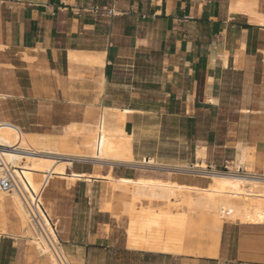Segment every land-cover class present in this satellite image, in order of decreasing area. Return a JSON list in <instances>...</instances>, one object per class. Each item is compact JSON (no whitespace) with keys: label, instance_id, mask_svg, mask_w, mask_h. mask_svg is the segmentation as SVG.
Listing matches in <instances>:
<instances>
[{"label":"crops","instance_id":"crops-1","mask_svg":"<svg viewBox=\"0 0 264 264\" xmlns=\"http://www.w3.org/2000/svg\"><path fill=\"white\" fill-rule=\"evenodd\" d=\"M260 20L264 0H0V126L62 134L73 123L95 124L103 107L127 108L133 113L122 123L135 158L153 154L166 162L155 151L163 141L192 139L205 146L213 169L233 168L242 151L253 149V170L262 174ZM85 55L103 58V66ZM169 124L186 128L179 134ZM73 169L140 175L88 161ZM102 184L55 177L45 188L43 203L68 251H106L121 256L119 264H139L146 254L170 264H264V222L235 223L161 201L126 215L119 235L116 218L101 206ZM11 205L4 201L0 218V264H49L21 236ZM202 230L210 236L204 243L193 238Z\"/></svg>","mask_w":264,"mask_h":264},{"label":"bare ground","instance_id":"bare-ground-1","mask_svg":"<svg viewBox=\"0 0 264 264\" xmlns=\"http://www.w3.org/2000/svg\"><path fill=\"white\" fill-rule=\"evenodd\" d=\"M260 22L264 23L263 20ZM70 55L72 59H78L74 54ZM82 59L100 66L104 64L103 58L98 56L85 55ZM132 113L127 108L103 107L95 124H83L85 149L69 147V142L59 134H31L24 131L16 134L0 126V176L3 175L1 165H7L23 195L21 197L16 190H0V205L4 204L6 197L9 198L22 225L24 234L21 236L29 240L41 255L48 256L52 264H79L74 256L64 251L56 231L58 221L52 218L50 210L43 203L42 194L55 177L71 182L103 180L101 206L117 219L123 214L128 216L133 209L131 198L144 197L145 200L215 214L235 223L264 222V174L251 170L252 160L243 152L237 157L233 168L228 167V172H220L208 169L205 146L198 147L194 165L173 166L172 169L186 171L167 170L171 175L167 179L145 176L114 178L110 173L99 175L73 169V163L80 160L108 164L110 167L124 164L140 171L159 166L151 157L141 160L134 158L131 134L122 123L126 115ZM241 167L242 172H237ZM138 188L147 189L146 194L140 193ZM51 220H55L54 224Z\"/></svg>","mask_w":264,"mask_h":264},{"label":"rangeland","instance_id":"rangeland-1","mask_svg":"<svg viewBox=\"0 0 264 264\" xmlns=\"http://www.w3.org/2000/svg\"><path fill=\"white\" fill-rule=\"evenodd\" d=\"M168 126H172V127L176 126L177 127L176 130H177V132H179V134L184 132V129L186 128V125H184V124H176V125H172V124L170 125L169 124ZM82 127H83V124L73 123V124L66 127L64 133L59 134V135L62 136V138H64L66 141L69 142V147L76 148V149H82L84 147V149H85L86 145H84V141L82 138V134H83ZM11 130L15 131L16 134L19 132V130H17L16 128L11 129ZM180 139L178 140L176 145L170 144V141H169L170 139H166L165 141H163V143L160 144V148L155 149V151L161 150V152H163L162 154L165 155V156H163V158H167L168 160L166 162H163V160L157 159V157H155V155L150 154L149 157L153 158L155 160V162L159 163L160 165L155 167L154 169H153V167H150V168L147 167V169H141V171L138 169L139 174H140L139 176L167 179L169 176H171L169 173H167V170L168 171H170V170L182 171L183 170V169H179V168L172 169L173 166L194 165L196 149L201 145L199 143H197V145H195L193 143L192 139H189V141H187V142H186V140L181 141ZM131 148H132V134H131ZM151 151H152V149H150V152ZM242 152L244 154H246V156L249 160L250 159L252 160L251 170L254 172V170H253L254 164H255V158L253 155L254 150L253 149H245V151H242ZM173 158H174V160H173ZM135 159L141 160L142 157H137ZM80 161L85 162L86 160H80ZM88 162H90V161H88ZM206 163L208 164L207 160H206ZM117 165H124V164H117ZM161 165H163V166H161ZM207 166H209V165H207ZM262 166H263L262 174H264V160L262 161ZM208 169L209 170H216V171H220V172L223 170L222 168L212 169L210 167ZM183 171L185 172L186 170H183ZM137 190L142 194H146L147 189L138 188ZM5 200H9V198L6 197ZM143 200H145L144 197H141V198H134L133 197V198H131L130 204L132 205L133 209L129 212V214L133 213L134 211H137L138 209L140 211H142L144 209H148L150 206V203L153 201V200H151V201L146 200L148 202L147 205L144 202L139 203ZM166 204L168 206V203L164 202L162 207H165ZM175 207H177V206H175ZM178 208L181 209L182 211L186 210V208H183V207H178ZM13 209H14V207H13ZM199 212H201V211H199ZM203 213H205V212H203ZM2 215H3V205H0V218L2 217ZM123 216L124 217L120 216L118 219L116 218L117 219L116 224H118V226H119L116 229V231H118L117 234L122 235V236L125 234L124 228L127 225V217L124 214H123ZM18 220H19V217H18ZM220 221L222 222L223 220H220ZM54 222H55V220L54 221L51 220L52 224H54ZM19 223H20V220H19ZM20 226L22 229L21 223H20ZM0 228H1V230L4 231L3 223L1 222V220H0ZM208 233L209 232L207 230H205V231L202 230V232H199V233L197 231V232L193 233V238H195L199 241L203 240V243H204L205 241H208L210 239V236L208 235ZM23 234H24L23 231H21V235H23ZM181 237L185 238V235L181 234ZM27 241L30 245H32L35 248V246L29 240H27ZM62 247H63L64 251L66 252V254L74 256V258H76L78 260L79 264H119L118 261H119V259L122 258L121 256L111 254V253L106 252V251H90L89 250L86 253L83 251L78 253L76 251H74V252L68 251L64 245H62ZM46 258L50 261L49 264H52L49 257L46 256ZM138 261H140L139 264H170L169 258L157 259L156 256L151 255V254L150 255L146 254V255L140 257V259Z\"/></svg>","mask_w":264,"mask_h":264},{"label":"built area","instance_id":"built-area-1","mask_svg":"<svg viewBox=\"0 0 264 264\" xmlns=\"http://www.w3.org/2000/svg\"><path fill=\"white\" fill-rule=\"evenodd\" d=\"M109 14H111V11L108 12ZM1 167L2 169V173L3 175L0 176V190L2 191H8L11 192L13 190H16L19 192V194L21 195V197H23L22 192L20 190L19 184L17 183V180L15 178V176L13 175V173L11 172V170L7 167V165L2 164ZM222 172H228V166L227 164H225L222 167ZM237 172H242V170ZM38 201V200H37ZM39 203V202H37ZM32 217H34L35 215L33 214V212L30 210Z\"/></svg>","mask_w":264,"mask_h":264}]
</instances>
